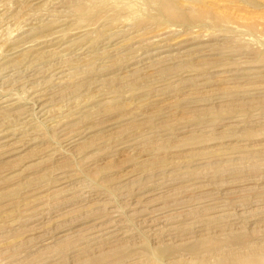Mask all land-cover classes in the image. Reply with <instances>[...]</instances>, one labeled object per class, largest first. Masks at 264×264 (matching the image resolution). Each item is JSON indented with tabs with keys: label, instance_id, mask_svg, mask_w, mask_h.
Here are the masks:
<instances>
[{
	"label": "rangeland",
	"instance_id": "374dc122",
	"mask_svg": "<svg viewBox=\"0 0 264 264\" xmlns=\"http://www.w3.org/2000/svg\"><path fill=\"white\" fill-rule=\"evenodd\" d=\"M248 248L264 264V0H0V264Z\"/></svg>",
	"mask_w": 264,
	"mask_h": 264
},
{
	"label": "bare ground",
	"instance_id": "6f19581e",
	"mask_svg": "<svg viewBox=\"0 0 264 264\" xmlns=\"http://www.w3.org/2000/svg\"><path fill=\"white\" fill-rule=\"evenodd\" d=\"M256 253H257L256 251L252 250V254H250L249 248L241 251L231 252L230 255L225 254L226 256L219 258L215 264H262L261 263L262 261L256 257L258 255ZM202 264H211V263L209 260L205 259Z\"/></svg>",
	"mask_w": 264,
	"mask_h": 264
}]
</instances>
